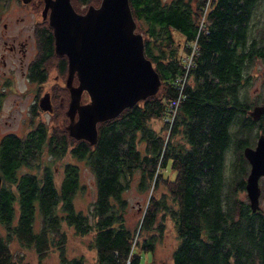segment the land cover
<instances>
[{"label":"trees","instance_id":"obj_1","mask_svg":"<svg viewBox=\"0 0 264 264\" xmlns=\"http://www.w3.org/2000/svg\"><path fill=\"white\" fill-rule=\"evenodd\" d=\"M73 1L79 12L74 5L87 9L101 0ZM263 1L214 0L199 29L204 0H129L144 55L159 75L158 91L97 123L93 144L63 129L49 133L41 122L23 136L0 137V264H23L11 251L14 241L32 248L39 261L53 250L58 264H86L82 255L67 256L64 227L91 234L95 264H140L144 254L153 255L166 217L177 236L172 264H264V214L252 212L240 196L247 176L243 149L264 134V114L258 121L248 116L245 90L250 61L257 56L264 63V37L251 28ZM37 31L43 44L32 77L41 80L45 63L57 56L51 29ZM173 33L183 37L182 46ZM194 41L197 52L180 89L183 54ZM57 64L64 74L65 58ZM178 96L169 125L163 119ZM152 120L164 121L167 139L163 125L156 129ZM232 143L237 158L227 173ZM43 153L53 159L39 163ZM67 153L93 173L96 194L88 210L73 204L77 165L65 163L61 180L55 179L51 163ZM168 168L173 178H163ZM134 178L146 196L137 225L130 227L124 194ZM158 184L165 192L156 196Z\"/></svg>","mask_w":264,"mask_h":264},{"label":"water","instance_id":"obj_2","mask_svg":"<svg viewBox=\"0 0 264 264\" xmlns=\"http://www.w3.org/2000/svg\"><path fill=\"white\" fill-rule=\"evenodd\" d=\"M44 3V11L50 9L48 19L54 52L67 58V85L74 74L78 81L77 86H69L68 133L76 140L93 144L97 123L112 119L123 109L155 95L160 86L159 75L144 55L143 37L135 31L129 0H101L96 7L88 6L84 13L76 12L71 0H44ZM83 91L89 102L80 104ZM40 102L43 104L45 100L41 98ZM263 114L264 104L248 111L255 121ZM243 156L250 164L246 195L251 211L255 212L259 208L258 180L264 176L263 133L254 147L243 149ZM1 182L0 176V186Z\"/></svg>","mask_w":264,"mask_h":264},{"label":"rangeland","instance_id":"obj_3","mask_svg":"<svg viewBox=\"0 0 264 264\" xmlns=\"http://www.w3.org/2000/svg\"><path fill=\"white\" fill-rule=\"evenodd\" d=\"M162 1L168 2L169 0ZM71 2L72 4H75L73 0H71ZM12 3V15L26 14L19 9L16 0H13ZM99 3H95L92 5L96 7L99 5ZM74 7H76L80 13H84L86 11L83 5H74ZM257 8L258 9L256 10L254 16L251 19V28L254 35H256L257 37L263 35L264 37V1L259 4ZM26 17L28 21L24 23H16L14 21V17H11L13 23L10 25L12 29L11 35L9 37L10 41L12 38H22L28 33L32 35L33 31L31 28H29L31 19L29 16ZM37 20H39V18ZM173 39L175 45H179L180 43L182 46L184 43L183 37L179 33H173ZM183 55H185V53ZM11 60L13 62L17 61V56L12 55ZM250 62L251 63L248 68L250 81L249 84L245 87V90L247 94V103L252 109L255 105H261L264 98V63L257 56H254V58ZM48 69L50 79H52L54 76H57V74L59 75V72L57 71V68L55 66H50L48 67ZM14 78L16 88L11 92L6 93L0 106V137L6 134H15L18 136H23L32 126V114L30 113L29 109L32 97H30L28 94L23 93V84H21V76L19 68L17 66L14 70ZM63 79L64 77L59 78V88L63 87L61 84ZM41 90L42 88L38 92H40ZM57 98H59V96ZM67 99L68 95L66 101ZM35 121L38 123H45L49 128V133H51L53 130L59 129H63L64 131H66L64 127L68 123L66 115L61 117L58 111L52 114V116L39 112L37 118H35ZM151 125L156 129H158L159 126L163 125L162 135L164 136V138L167 139L168 131L166 129V124L164 123V121L152 120ZM46 155L47 153H43L41 160L39 159V163H41L42 161L46 163L47 161L53 159H49L48 157H46ZM236 158L237 157H235L234 155V144L232 143L226 159V164L228 166L227 173L231 172L234 169L233 164L236 161ZM232 160L233 163H231ZM65 163H72L77 165L78 167V188L73 195V204L75 208L77 210L83 211L90 209L91 203L94 201L96 194L94 176L90 167L84 160H77L73 158L69 153H67L61 159H58V161H52L51 163V167L55 169L54 176L56 181L61 180L62 169ZM162 175L163 178L166 176L168 178H173L174 176L173 173L169 171V168L163 170ZM260 184L261 195L259 205L261 207V210L264 212V178H262ZM161 192H165V190L161 184H158L156 189V196H159ZM145 196V192H140L136 189V178H134L131 182L130 188L124 194V197L128 201V207L126 210L125 218L126 223L129 224L130 227L136 226L141 217V206L145 201ZM240 196L244 198L247 197L245 192H240ZM64 228L67 233V242L65 244L67 256L71 258L82 255L85 259L86 264H95V250L90 247L91 234H85L80 236L76 235L72 228ZM160 232L161 238L155 242L153 255H151V253L144 254L142 256L140 264H148L152 262V260L156 263L164 262L165 264H172L171 254L175 245L177 244V236L173 227V223L168 217L163 220V226ZM10 247L11 251L13 252V255H17V257L20 256V260L23 264H58L57 253L53 250L48 252L47 256H45L43 259H41V261H39L38 256L35 254L32 248L21 246L15 241L12 242Z\"/></svg>","mask_w":264,"mask_h":264},{"label":"flooded vegetation","instance_id":"obj_4","mask_svg":"<svg viewBox=\"0 0 264 264\" xmlns=\"http://www.w3.org/2000/svg\"><path fill=\"white\" fill-rule=\"evenodd\" d=\"M16 1L19 9L26 14L12 15L13 11H11V8L13 5L12 3L13 0H0V106L6 93L11 92L16 88L14 70L17 66L19 68V72L21 76L20 81L22 82L21 84H23L22 86L23 93L28 94L30 97H32V101L30 102V106H29L30 113L32 114V118H31L32 126L38 124V122L35 121V118H37L39 112L44 114H49L52 116V114L58 111L59 113H64V115H66L68 119V123L64 127V129L68 133V125L70 124V120L66 113L70 101L69 86L70 87L77 86L78 84L77 76L75 74L73 75L70 85L68 86L67 79L69 74L66 65V72L64 74L59 73V75L57 74V76H54L52 79H50V75H49L50 68L48 69V67L55 66L58 71V64H57L58 57H64L67 64L66 56L56 55V53L54 52V43H53V52L57 57H53L52 60L45 63L44 70L46 71V74L43 79L40 80V79H36V77H32V69L33 67H35L37 56L40 52L39 47H41V45L43 44V43L42 44L38 43L37 37L39 35L37 30L39 28L47 26L49 29H51L53 36V31L49 25V19H48L50 9L47 8L46 12L44 11V7H45L44 0H30L28 3H24L22 0H16ZM213 1L214 0H210L207 12L210 11L211 8L213 7V3H212ZM12 16L14 17V21L16 23H24L28 21L26 16H29L31 19L29 28H31L33 31L32 35L28 33L22 38H12L10 41L9 37L11 35V30H12L10 25L13 23L11 20ZM38 18L39 20H37ZM53 42H54V38H53ZM12 55L17 56V61L13 62L11 60ZM42 67L43 66L40 64V68ZM60 77H64V79L62 80L61 83L63 87L59 88L58 84ZM41 88L42 90L38 92ZM67 95H68V99L66 101ZM58 96L59 98H57ZM41 98L45 100V103L42 104V102H40ZM88 102H89V97L87 93L83 91L80 95L79 103L85 104ZM43 105H45V107ZM76 118L77 116L75 114L74 120ZM253 145L250 147H254ZM243 159L245 162V171L247 170L246 175H248L250 170V164L245 159L244 156ZM231 163H233V160L231 161ZM246 177L247 176H245V181H246ZM262 178H264V176H261L258 180V186L260 189L258 205L260 203V195H261L260 182ZM244 192L246 194L245 188H244ZM246 199L249 204V200L247 197ZM255 212H260L264 214V212L261 210L260 205Z\"/></svg>","mask_w":264,"mask_h":264},{"label":"built area","instance_id":"obj_5","mask_svg":"<svg viewBox=\"0 0 264 264\" xmlns=\"http://www.w3.org/2000/svg\"><path fill=\"white\" fill-rule=\"evenodd\" d=\"M209 3L210 0H204V4L202 6V13H201V17L199 19V29L203 27V21L205 18V15L207 13L208 7H209ZM196 40V39H195ZM197 52V46H196V41H194L193 43L189 44V53H185V55L182 58L183 64H184V68H185V74H183L179 79H178V84L180 85V89L183 85V83H185L186 79H187V75H188V70L190 69L191 66V62L193 59V56L196 54ZM180 94V93H179ZM178 103H179V96L176 99L171 100L168 103V114L164 117V121L168 122V124H171L172 118L177 110L178 107Z\"/></svg>","mask_w":264,"mask_h":264}]
</instances>
